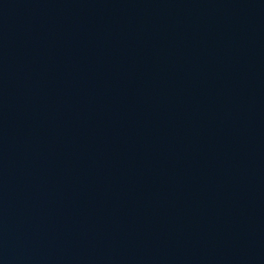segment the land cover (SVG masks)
Masks as SVG:
<instances>
[{"label": "water", "instance_id": "water-1", "mask_svg": "<svg viewBox=\"0 0 264 264\" xmlns=\"http://www.w3.org/2000/svg\"><path fill=\"white\" fill-rule=\"evenodd\" d=\"M0 264H264V0H0Z\"/></svg>", "mask_w": 264, "mask_h": 264}]
</instances>
